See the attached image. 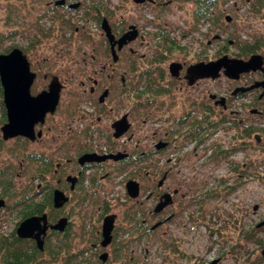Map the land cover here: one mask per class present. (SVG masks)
Listing matches in <instances>:
<instances>
[{"label":"rangeland","instance_id":"rangeland-1","mask_svg":"<svg viewBox=\"0 0 264 264\" xmlns=\"http://www.w3.org/2000/svg\"><path fill=\"white\" fill-rule=\"evenodd\" d=\"M53 1L0 0V53H6L13 47H19L25 53L31 70L36 74L31 94L47 89L52 76H57L63 85L55 111L46 116L43 137L28 142L25 147L27 152L45 154L55 165L62 163L60 173L52 172L54 165L45 177H35L33 171H41L42 164H27L23 159L25 150L19 146L16 147V154L8 150L17 143V137L3 140L5 143H0V169L7 170L6 177L13 186L11 192L20 195L21 192H32L33 188H37V201L43 199L47 189H61L69 194L65 177L77 173L79 167L76 159L83 152H126L130 161L136 151L143 148L146 152L151 151L152 143L167 135L172 142L176 140L175 144H179L180 148L174 145L175 152L170 150L152 154L143 163L130 161L123 172L118 169L122 166H117L120 162L111 160L100 167L86 166L84 178L78 187L79 195L72 193L71 201L60 209L62 215L59 217L67 216L65 214L68 212L73 221L66 240L69 252L84 250L82 256H78V259L83 258L82 264H86L84 261L88 258L94 261L96 255L103 252L93 247L97 235V243L100 241L103 217L115 214L111 243L102 248L109 253L106 264L130 261L132 264H264V224H261L264 223V143L259 150L249 148L248 143L254 144L253 136L247 139L243 134L245 127L250 128L251 134L264 129V105L257 107L263 113H250L255 107L250 106L251 98L232 103L223 115L230 116L229 121L234 123L221 124L217 131L206 129L203 132L208 136L201 138V142L199 138L187 135V127L183 128L185 114L180 116L179 130L168 134V127H176V123L152 119L165 117V112L158 114L162 109L157 113L152 108L139 110L134 107L136 99L129 74L130 58L126 55L122 56L121 73L125 75L119 111L116 110L109 117L113 119L120 113H130L132 125L123 137L112 139L109 119L103 122V131H89L86 133L89 136L85 137L84 129L90 120L86 118L83 122L77 119L69 105V92L82 78L76 70L82 66V52L87 53L85 56L89 60L91 53L97 56L102 54V38L93 20L95 8L107 12L108 17L112 16V21L125 20L126 27L132 23L145 26L140 30L144 36L146 33L160 34L163 31L168 39L174 40L180 49L168 50L165 67L171 61L183 62L187 66L210 61L223 54L235 56L246 43H264V9L256 12L252 0H225L223 3L218 0L214 12L221 15L223 22L215 25L212 22L193 23V4L180 0H172L159 9V19L156 18V7L139 6L132 0H81V7L72 11L68 7H53ZM76 1L66 0V3ZM226 15L231 18L230 22L224 20ZM65 20L78 29L71 30L64 24ZM12 32L16 33L11 35ZM145 38V43L136 40L130 44L140 55L146 54L149 58L151 52L160 54L168 48L167 44L162 45L160 38ZM230 40L233 41L231 44L228 43ZM154 43L159 45L158 49L151 48ZM8 47L10 49L7 50ZM151 59L138 60L137 65L143 68L149 65ZM95 61L101 63L102 58L97 57ZM231 88L233 84L222 75L214 81L203 80L199 86L198 100L206 103L211 89L222 94L228 93L227 89ZM138 91H142V88L138 87ZM242 102L247 106H242ZM190 106H194L193 103ZM198 111L202 112L203 109ZM231 112L236 115H230ZM1 116L0 111V119ZM194 117L199 119L201 113L192 115L188 121ZM242 118L245 119L244 124L240 122ZM232 147L234 151L227 157L217 155L216 159H211L219 149L224 151ZM68 159L73 160V164H68ZM166 159H171V162L167 163ZM146 167L152 174V181L143 177ZM165 171L168 172L165 186L179 188L184 197L177 196L171 208L154 214L156 201L154 197H148V191L156 186L160 174ZM128 179L140 183V194L135 199H130L126 194L124 185ZM214 189H219L217 198L205 195ZM84 193L88 196H83L86 199L79 201ZM13 199H16L15 196L5 200L4 206L0 207V236H7L21 218L20 210L12 207ZM44 211L48 212L49 209ZM45 238L46 243L48 241L54 247L57 245V235L50 234ZM120 248L118 252L127 258L123 261L114 255ZM53 259L59 260V256L46 257L41 263L63 264Z\"/></svg>","mask_w":264,"mask_h":264},{"label":"flooded vegetation","instance_id":"flooded-vegetation-1","mask_svg":"<svg viewBox=\"0 0 264 264\" xmlns=\"http://www.w3.org/2000/svg\"><path fill=\"white\" fill-rule=\"evenodd\" d=\"M59 1V2H58ZM133 1V0H132ZM172 2V0H144L141 3H135L138 4L139 6H152L157 8L156 12V18L159 19L161 18L160 14L158 13V10L161 9L162 7H165L167 4ZM53 7H68L69 10H76L81 7L82 1L77 0L76 2H69L66 3V0H55L52 2ZM76 5L74 8L71 7V5ZM102 7V5H101ZM98 12L95 13L94 12ZM87 15V12L85 13ZM93 15L94 17V25L98 27V31L100 34L101 39V44H102V54L101 55H96L94 53L89 54L90 60L85 56L87 53H84L82 57L80 58V64L82 65L80 68H77V72L79 75L82 77L79 82H77L74 86L75 89L69 92V105L74 109V114L77 116V119H81L84 122V119H89L90 122L88 123L89 125L85 127L84 131L85 133H88L89 131H95L98 133L100 130L103 131V128H105V125L103 122H106L108 119L110 121L109 129L112 131V139H119L123 137L131 128V122L129 121V112L125 113H120L118 115H115L113 119H110L109 117L113 114V112L119 111V103H120V98L122 96V86L124 85V73H121V65H122V59L123 55H126V57L130 58V79L131 81V86H132V91H134V98L135 103L134 107H137L139 110H146L149 108H152V111L154 112H159L158 114H164L165 112V117L163 118H158L154 117L152 119L158 121H162L163 123H176V127L172 125V127H168L169 130H167L168 134L177 132L181 126V120L180 116L182 114H185L186 118L189 120L192 115L198 113H201V111H198L199 109H203V107L207 106L211 109L213 113V119L217 120L218 117V111L220 112L219 114L223 116L224 113H226L231 106L232 103L234 102H240L241 100H249L251 103L250 106H255L250 110V113H263L261 109H258L257 107H262L264 105V88L262 85H256L264 81V71L262 69H257L255 71H249L245 73H241L236 79H230L224 75V78L227 79V81L231 84H233V88L227 89L228 93H222V94H217L213 91H209L208 93V101L205 103L202 102L201 100H198L200 93V83L203 80H210L214 81L216 79H197L194 81V83L189 84L188 80L186 78V71L187 68L192 65L188 64L186 66L185 63L183 62H178V61H171L168 63V65L165 67L164 65V60L165 57L168 54V50L172 49H180L177 45V43L174 40L168 39L167 35H160L158 33H146V36L152 39V37L155 38H160L162 45L167 44L168 48L164 49L160 54H155L154 52H151L149 55V58H152L149 62V65H146L145 67L141 68L138 66V60L143 61L146 59H149L146 54H139L138 51L130 46L133 42L136 40H140V43H145L147 42L146 36L142 35L140 33V30L142 27H145L143 25H139L137 23H132L126 25V21L123 19H118L117 21H112L111 17H108L107 12H103V9L98 10L94 9L93 10ZM121 16V15H120ZM106 21V27L109 28L111 35L113 36V39L110 40L109 37L106 35V30L102 27L103 21ZM193 23H197L195 20L192 21ZM161 24H159L160 26ZM78 27L74 28L73 31H76ZM135 34V37L131 39L130 41L124 43L119 47L118 40L124 35V34ZM164 33V32H163ZM89 36L91 37V33L89 32ZM233 41H229L228 43H232ZM252 44V42H250ZM246 43V44H250ZM152 49H158L159 45L157 43H154L151 45ZM237 55L235 56H230L229 57H235V58H241V59H248L251 55L249 54L247 56L245 55ZM255 54H260L263 58V64L262 67L264 68V48H262V51L255 52ZM98 58H102L101 63L95 61ZM127 59V58H126ZM128 60V59H127ZM214 60V59H213ZM200 62V61H199ZM76 63V62H75ZM171 64H179L181 67L178 69L177 72H175L174 68L172 69L173 73L172 74L170 70V65ZM82 70L80 71V69ZM128 73V71H126ZM60 82V80H59ZM119 82V83H118ZM61 83V82H60ZM62 84V83H61ZM122 85V86H121ZM254 85H256L254 88ZM138 87L142 88V91H138ZM63 88V85H62ZM44 90V89H43ZM62 90V89H61ZM61 93V92H60ZM142 95V96H141ZM145 97H144V96ZM222 99V100H221ZM72 100V101H71ZM72 102L74 104H72ZM191 103H193L194 106H190ZM82 105V110H80L79 105ZM242 106H247L244 102L240 103ZM73 105V106H72ZM80 105V106H81ZM182 106V107H181ZM186 108V109H182ZM198 109L195 111V109ZM210 111V112H211ZM196 112V113H195ZM203 112V111H202ZM230 115H236V113H229ZM47 116V115H46ZM73 117V116H72ZM197 118V117H194ZM225 118V117H223ZM231 117L229 116V119L226 118V122L224 124L228 123H234L229 120ZM45 120L42 124L38 123L35 126V133H36V138L34 141L40 140L43 137V126ZM118 121H125V124H127L128 128L127 130L119 137H114V133L116 132V129L114 125ZM82 122V123H83ZM242 124L245 123V119L242 118L240 120ZM70 126V125H69ZM81 126H84L81 124ZM187 127V135H193L196 134L195 130L196 129H191V125H186L185 121L183 122V128L185 129ZM71 130V129H70ZM184 131V130H183ZM217 131V130H213ZM37 132H40V136H37ZM252 131H250L249 127L243 128V134L244 137L247 139L252 138L253 136V142L248 143L247 147L249 148H256L260 149V145L264 143V132L263 130L255 131L257 132L255 134H251ZM250 133V134H249ZM203 132H199L198 136L200 138L207 137L206 134L202 135ZM212 134V133H210ZM176 140L171 141V138H169L167 135L163 136V139L158 140L157 142H153V149L151 151H145L144 148L138 150V152L141 155H151V154H159L162 152L170 151L173 150L175 152L177 148H180L179 144H175ZM201 142V139L200 141ZM160 143H163V146L159 147L158 145ZM175 145V146H174ZM174 146V147H173ZM220 151H223L222 149H219L216 151L218 154ZM234 151V147L229 148L227 150H224V153L226 154V157ZM173 153V152H172ZM86 154L82 153V155ZM94 154L98 156L102 155H115V159L109 158L105 159L104 161H98L96 163H90L89 162H84L82 165L79 164L78 159L81 154L77 157L76 161L78 164V170L77 173L74 175H70L69 177H74L75 181L71 182L70 180H67V176L65 177V183L69 182L68 189H69V202L71 201V194L75 191L77 187H79L84 174V169L88 165H95V166H102L104 164H107V160H111L114 163H119V161L128 158V155L126 152H105L103 153L101 151L100 154L94 152ZM137 154V152H136ZM121 155V156H120ZM219 156H224V154H220ZM126 157V158H125ZM216 158V157H215ZM214 158V159H215ZM168 160L167 163L171 162V159H166ZM68 164L69 162L72 163L73 160H67L66 161ZM73 164V163H72ZM60 164H57V168H59ZM55 169V173L57 174V170ZM167 174L168 172H162L160 174V180H158L156 186H152L151 189L148 191L150 194L148 197H154L156 204L153 208V213H161L171 205H173L175 198L177 196L183 198L184 195L180 193V189L177 187H170L169 185L165 186L166 179H167ZM165 175V176H164ZM152 174L148 170V167L144 168V174L143 177L145 179H148L152 181L151 178ZM135 180V179H132ZM154 180V178H153ZM137 181V180H136ZM161 181V182H160ZM222 182V181H221ZM139 183V182H138ZM68 184V183H67ZM139 188H140V183H139ZM213 193L219 192V189L217 191H212ZM140 194V193H139ZM168 194L171 198V203L168 204L167 206L163 207L162 210L159 212H154V209L156 205L160 202V200L165 197V195ZM171 208V207H170ZM154 228V227H152ZM112 240V239H111ZM111 243V242H110ZM109 243V244H110ZM108 244V245H109ZM107 245V246H108ZM106 246V247H107ZM93 247L97 249L98 252H106L107 256L105 260L103 261L100 258V255L103 253L101 252L99 255L97 254L98 258L100 259L101 262L106 263L109 259V253L105 250H102V247L100 245V241L96 244H93ZM125 264H132V262H128Z\"/></svg>","mask_w":264,"mask_h":264},{"label":"water","instance_id":"water-1","mask_svg":"<svg viewBox=\"0 0 264 264\" xmlns=\"http://www.w3.org/2000/svg\"><path fill=\"white\" fill-rule=\"evenodd\" d=\"M135 3H141L144 0H133ZM59 2V1H58ZM76 5H71L75 7ZM226 21L230 18L226 16ZM104 20L102 27L106 30V35L110 40L113 36L110 33ZM135 37V34H124L117 42L119 47L124 43L130 41ZM263 58L260 54H253L248 59L229 57L224 54L215 60L200 61L190 65L186 71V78L189 84L194 83L197 79H216L223 74L230 79H236L241 73L255 71L262 69ZM179 64H171L170 70L175 72L180 69ZM36 74L31 70L30 63L23 51L14 47L6 53H0V85L2 88V101L6 113V122L0 127L3 140H8L14 137H24L30 141L36 138L35 126L42 124L45 116L52 114L58 105L62 84L59 82L57 76H52L47 89L41 90L37 94H31V86L35 80ZM262 85L264 88V81L256 84ZM254 85L251 88H254ZM222 100V99H221ZM116 132L114 137L121 136L128 128L125 121H118L114 125ZM37 132V136H40ZM163 146V143L158 145ZM121 156V155H120ZM115 159V155L97 156L93 153H87L79 157V164L92 161H104L105 159ZM67 180L74 182V177H67ZM161 182V181H160ZM127 194L130 198H136L139 195V183L135 180H128L125 184ZM69 197L59 189H54L52 192V202L54 208H61ZM171 203V198L168 194L163 197L156 205L154 212H159L163 207ZM2 201H0V205ZM115 214H108L104 216L101 226V247H106L112 239V230L114 226ZM67 223L65 217L59 218L54 224H49L47 214L31 215L21 220L15 229V233L19 238L33 239L36 246L42 249L44 237L47 230L62 231ZM264 224V223H261ZM260 225V224H259ZM258 225V226H259ZM264 254V252H263ZM107 256L106 252L100 255L104 261Z\"/></svg>","mask_w":264,"mask_h":264},{"label":"trees","instance_id":"trees-1","mask_svg":"<svg viewBox=\"0 0 264 264\" xmlns=\"http://www.w3.org/2000/svg\"><path fill=\"white\" fill-rule=\"evenodd\" d=\"M180 1L184 3L189 2L193 4V11H192L193 18H194L193 20H195L197 23L212 22L215 25H220L221 22H223L221 15L220 14L216 15V13L214 12L218 4L220 3V0H219V3H218V0H180ZM224 1L225 0H222V3ZM252 1H253L256 12L262 8L264 9V0H252ZM95 13H98V12L96 11L94 12V14ZM224 20H225V17H224ZM64 24L68 25V27L71 30L74 29L73 25L69 22V20H65ZM162 32L160 33V35H163V36L166 35L165 33H162ZM15 33L16 32H12L11 35ZM260 44L259 42H252V44L250 43V44L244 45L243 47L240 48L241 53L239 55L242 54V55L247 56L249 54L258 52L260 50L262 51V48H263L262 46L264 43L261 41ZM8 49H10V47H8L7 50ZM0 111L2 113V116L0 119V127H1L6 121L5 110H4L3 102H2L1 85H0ZM210 111L211 109L205 106L203 107V112H201V117L199 119L193 118L191 119V121H188L187 118L185 119V124L187 126L191 125V129H196L195 130L196 134L193 133L192 137L199 138V141L201 139L200 137H198V133L200 131L206 132V129H209V131L218 130L221 127V124L224 125V123L226 122V118L229 119V116H226V115L222 116L218 113L217 120H214L213 113L212 111L211 112ZM259 130H263L264 132V129H258L257 131ZM205 132H203L202 135H204ZM84 136L88 137L89 135L85 133ZM16 141L17 143H15V145L12 146L11 149H8L11 152H13V154L17 153V150H16L17 146L21 147L22 150H25L26 144L30 142L27 139H24V138L22 139L21 137H17ZM0 143H5L1 139V137H0ZM136 152L137 154L134 157L130 158V161H133L135 163H143L144 161H147L150 158V156H153L152 154L151 155H148V154L141 155L138 151ZM223 153L224 151H220L218 154L214 153L211 159H214L217 155H220ZM225 156L226 154H224L223 157ZM23 159L26 160L27 164L34 165L37 162L40 163V165L42 164L41 171L39 172L35 170L33 171V174H35L34 175L35 177L36 176L45 177L47 173L51 172V169L55 165L54 161L43 153L27 152L25 150L23 152ZM128 160H129V157L119 161L120 164H117V166H122V168L121 167L118 168L119 172L124 171L125 167L128 165V163H130V161ZM27 164H26V167H28ZM57 164H60L59 168L56 167ZM57 164L55 165V168L52 171L54 174H56L55 173L56 168L58 169L57 173H60V170H61L62 163H57ZM6 171L7 170L5 169H0V197H2L0 198V201L3 202V206H4L5 200L12 199V196H15L16 199H13L12 207L18 208V210H20L19 212L21 214V218L18 221V223H16L14 229L7 236H0V264H42L41 262H43L44 258L52 257L54 255L59 256V260H54L56 258H54L53 260L57 262L60 261L63 264H82L83 258L78 259V256H82V254L84 253V250L77 251L75 253L69 252L68 250V245H67L66 240L68 238L67 235L71 233V230H72L71 227L73 225V221H71L70 214L68 212L65 215H67L69 218L67 216H64L67 219L65 228L62 231H55V230L49 231L48 234L46 235V236L50 234L57 235L58 241L56 242L57 245L55 247L48 241L46 243V240H45L46 238H45L42 249H39L35 245V242L32 239L19 238L16 235L15 229L17 225L19 224L21 220L25 219L28 216L40 215L42 213H46L48 221L51 223H55L58 220L59 215L60 214L62 215V212H60L61 208L56 209L53 207V202H52L53 189L52 190L47 189L48 192L44 194V197L41 201L35 200V196L37 194L35 191H38L37 188H33L32 192H27V193L21 192L20 195L18 192H16L14 195V193L11 192V190L13 189V186L10 183L11 181L6 177L7 176ZM78 192H79V189L77 187L72 195L74 194L79 195ZM218 194L219 192L213 193L211 190L205 193L207 197L212 198V199L217 198ZM86 195L88 196L87 193L82 194V197L79 199V201L85 200L86 197H83V196H86ZM46 209H49V211L45 212L44 210ZM53 214L55 216H52ZM98 236L99 235H97L96 240L94 238L95 243H97V240L99 239ZM118 250H121V248L117 249L116 253H114L115 258L118 260L121 259V261H123L126 257L125 255L120 254ZM84 262L86 264L93 263V262H97L99 264H106V263L101 262L97 255L94 261L88 258V260Z\"/></svg>","mask_w":264,"mask_h":264}]
</instances>
